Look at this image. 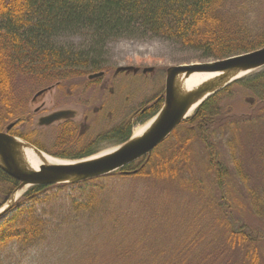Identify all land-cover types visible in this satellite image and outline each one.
<instances>
[{"label":"trees","instance_id":"1","mask_svg":"<svg viewBox=\"0 0 264 264\" xmlns=\"http://www.w3.org/2000/svg\"><path fill=\"white\" fill-rule=\"evenodd\" d=\"M248 22L245 16L227 12L226 0H0V96L9 108L11 105L5 97L8 98L16 76L56 83L101 73L107 45L122 38L160 39L197 53L202 60H224L264 48V30L256 32ZM63 36H79L83 43L80 46L61 45L57 40ZM239 83L264 104V73L236 81L200 105L148 156L120 171L75 184L29 188L0 220V264H26L31 253L65 229H69L70 237H78L79 241L85 234L96 240L95 236L100 235L94 229L103 218L108 221L107 226H112L113 232L119 234L123 215L114 206L116 195L109 191L130 179H144L155 184L176 182L182 190L195 192L204 178L203 181L193 180L190 175L194 167V147L204 142L203 131L216 126L219 128L216 133L220 132L224 138L225 134H231L227 144L230 160L245 189L243 200H248L254 216L264 218V190L258 192L252 188L242 160L245 153L238 152L242 141L231 127L235 124H219L224 108L221 96ZM153 102L141 113L142 120L161 110L164 97ZM0 118H4L3 115L0 114ZM259 119L263 120L264 116ZM133 124L131 118L122 120L106 138L117 144L126 143ZM12 135L48 153L40 143L27 136L13 131ZM57 140L59 145H78V149L71 153H51L55 157L84 159L94 154L93 143H83L84 136L72 121L60 126ZM259 148L254 156L264 160V146ZM204 151L208 158H202L204 177L227 184L228 170L220 161H211V153H207V149ZM18 185L0 167V209ZM62 193L66 196L60 197ZM225 223L224 245L237 256L234 264H264V252L258 239L244 231V227L234 229ZM116 239L122 242L113 243V256L126 258L136 248H142L145 255L138 258L141 264L175 263L172 259L163 261L169 256L160 253L151 256L152 252L143 248L141 240L129 251V246L126 248L122 244L124 239ZM72 260L70 257L67 264H73ZM83 264L94 262L88 258Z\"/></svg>","mask_w":264,"mask_h":264},{"label":"rangeland","instance_id":"2","mask_svg":"<svg viewBox=\"0 0 264 264\" xmlns=\"http://www.w3.org/2000/svg\"><path fill=\"white\" fill-rule=\"evenodd\" d=\"M226 11L247 17L250 22L248 25L256 32L264 30V0H226ZM57 42L66 46H80L83 39L79 36H63ZM106 52L104 74L98 86H86L90 81L89 75L63 81L58 88L55 82L16 76L8 98L5 97L11 105L9 108L3 96H0V114L5 118H0V131L16 123L12 129L14 133L40 143L48 153L40 151L61 161L83 160L51 155L71 153L78 149V145L58 144L57 134L64 121L49 127L38 125L41 117L71 110L75 112L71 121L80 128L84 136L83 143H93L91 150L94 154L88 158L99 156L121 146L106 136L122 120L131 118L134 121L131 139L137 129L157 116L158 113L145 120L140 118L141 113L154 104L156 98L165 96L169 69L216 61L202 60L197 53L160 39L122 38L110 42ZM263 73L264 68L256 70L240 81ZM50 87L52 90L34 99L38 92ZM221 98L224 108L219 124H235L231 127L242 141L238 152L245 153L242 160L252 188L263 192L264 160L254 156V153L259 152L261 145L264 146V119H259L264 116V104H260L261 100L240 83L229 87ZM255 119L257 123L253 122ZM218 129L216 126L203 131L204 142L194 147V167L190 175L193 180L203 181L204 178V183L195 192L182 190L176 182L155 184L144 179H130L109 191L116 195L114 206L123 215V228L119 234L113 232L112 226H107L108 221H103L106 218L94 229L100 235L95 236L96 240L85 234L79 241L78 237H70L69 229H65L48 244L31 253L26 264H67L70 257L73 264H83L88 258L94 264H109L112 261H115L114 264H141L138 258L145 255L142 248H136L126 258L111 254L115 249L113 243L122 242L116 238L124 239L122 244L126 248L129 246V251L141 240L143 248L152 252L151 256L159 253L169 256L163 261L172 259L175 260L173 264H234L237 256L224 245L225 221L234 229L244 227V231L258 239L264 252V218L254 216L248 200H243L242 192L245 189L230 160L227 144L231 134H225L224 138L220 132L216 133ZM14 137L27 142L21 137ZM204 149L211 153V161H220L228 170L230 178L227 184L211 181L209 176L204 177L202 158H207ZM23 190L19 197L27 189ZM64 193L59 196H66ZM59 201H62L61 198Z\"/></svg>","mask_w":264,"mask_h":264},{"label":"water","instance_id":"3","mask_svg":"<svg viewBox=\"0 0 264 264\" xmlns=\"http://www.w3.org/2000/svg\"><path fill=\"white\" fill-rule=\"evenodd\" d=\"M263 68L264 48L224 60L169 69L166 77L164 104L157 114L158 119L154 125L140 138L134 140L131 138L115 151L94 159L86 158L76 162L42 166L37 171L28 170L21 165L18 159L17 149L20 139L10 133L11 129L16 125V123H11L5 131H0V167L6 174L15 179L19 185L6 205L0 209V219L5 217L13 209L20 197H17L14 201L11 200L14 194L23 189L28 190L35 186L75 184L88 181L119 171L148 156L167 140L180 124L190 118L200 105L234 82L247 76L243 75L232 81L225 82L223 85L222 82L227 80V76L222 79L215 78L208 83L200 85V87L189 94L182 95L176 87V78L179 75H227L231 72H245L246 74H250ZM103 74V72L97 73L90 75L89 78L97 79L102 77ZM50 89H44L38 92L34 99L43 96ZM205 93L210 94L195 108L190 110L195 100ZM37 110L39 111V109ZM74 116V111L61 110L41 117L38 125L40 127H49L61 121L72 120Z\"/></svg>","mask_w":264,"mask_h":264},{"label":"bare ground","instance_id":"4","mask_svg":"<svg viewBox=\"0 0 264 264\" xmlns=\"http://www.w3.org/2000/svg\"><path fill=\"white\" fill-rule=\"evenodd\" d=\"M232 73L233 72H231L227 75H224V74H216V75L193 74L190 76H187L185 74H181L176 78V87L178 88V91L182 95H187L190 92L197 89L198 87H200V85L208 83L215 78L216 79H219V78L222 79L223 77L227 76V78H226L227 80L222 82V85H223L225 82L232 81L234 79L242 77L243 75H248L245 72H234L233 74ZM209 94L210 93H207V94L205 93L201 97L196 99L195 102L193 103V105L191 106L190 110H192L199 103H201V101H203ZM157 119H158V116L153 118L150 122H148L142 128L137 129L134 132L132 140L140 138L141 136H143L154 125V123ZM115 150L109 151V152L101 154L99 156L91 157V159L104 156V155L109 154ZM17 152H18V159H19L21 165L24 168H27L28 170H31V171H37L42 166L67 163L66 161H61L59 159L51 157L50 155H48L42 151H39L38 149H36L34 146L30 145L29 143L21 141V140L19 141V146H18ZM23 191L14 194L11 201H14V199L19 197V195L21 193H23Z\"/></svg>","mask_w":264,"mask_h":264},{"label":"flooded vegetation","instance_id":"5","mask_svg":"<svg viewBox=\"0 0 264 264\" xmlns=\"http://www.w3.org/2000/svg\"><path fill=\"white\" fill-rule=\"evenodd\" d=\"M89 77H90V75H89ZM89 80L90 81H88V85H86V86H88V87H91V86H98V85H100V81L102 80V77H100V78H97V79H90L89 78ZM62 82H56V87L58 88V87H60V84H61ZM55 87V88H56ZM51 89L50 90H52V87H50ZM47 89H49V88H47ZM69 121H71V120H69ZM68 122V120H66V121H64L63 123H67ZM14 130V129H13ZM12 129H11V131H10V133L12 134V131H13Z\"/></svg>","mask_w":264,"mask_h":264}]
</instances>
